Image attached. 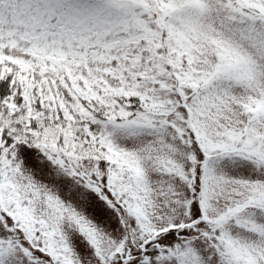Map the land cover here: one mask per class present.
<instances>
[{
  "label": "snow or ice",
  "instance_id": "snow-or-ice-1",
  "mask_svg": "<svg viewBox=\"0 0 264 264\" xmlns=\"http://www.w3.org/2000/svg\"><path fill=\"white\" fill-rule=\"evenodd\" d=\"M0 264H264V0H0Z\"/></svg>",
  "mask_w": 264,
  "mask_h": 264
}]
</instances>
